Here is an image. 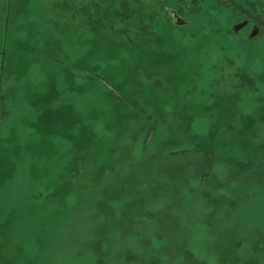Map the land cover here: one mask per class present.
<instances>
[{
	"label": "rangeland",
	"instance_id": "374dc122",
	"mask_svg": "<svg viewBox=\"0 0 264 264\" xmlns=\"http://www.w3.org/2000/svg\"><path fill=\"white\" fill-rule=\"evenodd\" d=\"M58 1L0 0V264H264V0Z\"/></svg>",
	"mask_w": 264,
	"mask_h": 264
},
{
	"label": "trees",
	"instance_id": "16d2710c",
	"mask_svg": "<svg viewBox=\"0 0 264 264\" xmlns=\"http://www.w3.org/2000/svg\"><path fill=\"white\" fill-rule=\"evenodd\" d=\"M51 14L56 18L80 19L86 29L98 34L106 30L107 24L114 20L122 24L133 20L135 9L129 0H61L54 4ZM258 21L264 25L263 20ZM253 83L254 80H250L248 86ZM4 99L3 95L0 96L1 103Z\"/></svg>",
	"mask_w": 264,
	"mask_h": 264
},
{
	"label": "water",
	"instance_id": "95a60500",
	"mask_svg": "<svg viewBox=\"0 0 264 264\" xmlns=\"http://www.w3.org/2000/svg\"><path fill=\"white\" fill-rule=\"evenodd\" d=\"M144 1H149V0H144ZM170 17L173 19V22L176 26L182 27V26H187V22H185L181 16H179V14L174 11V10H170L169 12ZM250 20H243L239 23H237L234 27H233V33L240 37V31H242L245 27H247V25L250 23ZM261 35V28L259 26H254L253 31L251 32L250 36L247 38L248 40H255L257 38H259Z\"/></svg>",
	"mask_w": 264,
	"mask_h": 264
},
{
	"label": "flooded vegetation",
	"instance_id": "af4514ba",
	"mask_svg": "<svg viewBox=\"0 0 264 264\" xmlns=\"http://www.w3.org/2000/svg\"><path fill=\"white\" fill-rule=\"evenodd\" d=\"M180 16V15H179ZM244 20H250L251 22L247 25V27H245L243 30H245L246 28H248L249 26H252V31H253V28H254V26H259L260 28H261V32H262V30H263V26L258 22V20H256V19H253V18H246V19H244ZM243 21V20H242ZM241 22V21H240ZM242 30V31H243ZM241 32V31H240ZM16 90V88H12V89H10L9 91H8V93H6V92H3V91H1L0 92V96H4L5 98L6 97H8V96H10V95H12L13 93H11V91H15ZM5 100V99H4ZM3 102V101H2ZM2 110V103L0 102V111Z\"/></svg>",
	"mask_w": 264,
	"mask_h": 264
}]
</instances>
